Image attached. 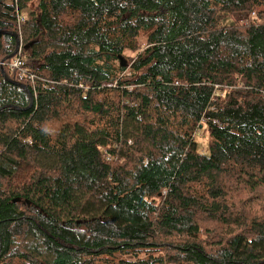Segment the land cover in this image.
Masks as SVG:
<instances>
[{
  "label": "trees",
  "instance_id": "16d2710c",
  "mask_svg": "<svg viewBox=\"0 0 264 264\" xmlns=\"http://www.w3.org/2000/svg\"><path fill=\"white\" fill-rule=\"evenodd\" d=\"M15 33L0 264H264V0H0Z\"/></svg>",
  "mask_w": 264,
  "mask_h": 264
},
{
  "label": "built area",
  "instance_id": "2783aa9c",
  "mask_svg": "<svg viewBox=\"0 0 264 264\" xmlns=\"http://www.w3.org/2000/svg\"><path fill=\"white\" fill-rule=\"evenodd\" d=\"M18 26H19V30H21L22 25L25 23L26 19H25V15L18 11ZM13 61H15V63H12L10 65V68L12 70H16L17 73L19 74L20 78H28L31 82H35V75L34 74H29L28 70L26 69V67L24 66V61L21 60L20 58H14Z\"/></svg>",
  "mask_w": 264,
  "mask_h": 264
},
{
  "label": "rangeland",
  "instance_id": "374dc122",
  "mask_svg": "<svg viewBox=\"0 0 264 264\" xmlns=\"http://www.w3.org/2000/svg\"><path fill=\"white\" fill-rule=\"evenodd\" d=\"M15 5H17V4L15 3ZM22 13L26 16L28 12L23 11ZM17 22H18V21H17ZM19 38H20V42H21V37H20V35H19ZM21 53H22V48H21V44H20L19 52H18L13 58H16V56L20 55ZM18 58L21 59V57H18ZM21 60H22V59H21ZM12 63H15V61L10 60V62H8L7 60H3V62H1L0 65H1V67H3V71L5 72V67H6V65H8V66L10 67V65H11ZM32 83H33V82H32ZM35 83H36V76H35V82H34L33 84L35 85ZM197 138H198V141H199V143H200L201 146H203V144H205V147H206V146L208 147L209 136H208V132H207V130H206V127L203 128L201 132H199V135H198Z\"/></svg>",
  "mask_w": 264,
  "mask_h": 264
},
{
  "label": "water",
  "instance_id": "95a60500",
  "mask_svg": "<svg viewBox=\"0 0 264 264\" xmlns=\"http://www.w3.org/2000/svg\"><path fill=\"white\" fill-rule=\"evenodd\" d=\"M15 35V37H16V41H17V46H16V49H15V51H14V53L10 56V58H12L13 56H15L18 52H19V48H20V44H21V42H20V38H19V35L18 34H14ZM9 58V59H10ZM3 70V69H2ZM29 92V91H28ZM29 95H30V98H31V105L29 106V107H31L32 105H33V103H34V101H33V97H32V93L31 92H29Z\"/></svg>",
  "mask_w": 264,
  "mask_h": 264
}]
</instances>
